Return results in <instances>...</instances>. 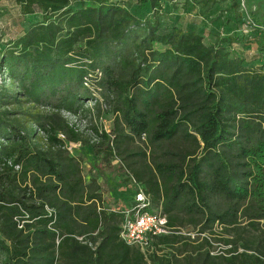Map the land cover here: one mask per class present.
Instances as JSON below:
<instances>
[{"label":"trees","instance_id":"1","mask_svg":"<svg viewBox=\"0 0 264 264\" xmlns=\"http://www.w3.org/2000/svg\"><path fill=\"white\" fill-rule=\"evenodd\" d=\"M239 3L0 0L24 20L5 41L0 23V264H264V20ZM177 5L213 16L206 35L163 19ZM251 43L249 60L235 46ZM101 111L97 144L62 116ZM66 143L116 160L131 207L141 190L165 217L150 253L119 238L102 173Z\"/></svg>","mask_w":264,"mask_h":264},{"label":"rangeland","instance_id":"2","mask_svg":"<svg viewBox=\"0 0 264 264\" xmlns=\"http://www.w3.org/2000/svg\"><path fill=\"white\" fill-rule=\"evenodd\" d=\"M239 2V14L240 12H242L246 17L247 15H250V13H258L262 16V19L264 20V0H239ZM179 3L182 4L183 0H179ZM179 5L173 6V9L171 10V15H169L168 17L165 16L163 17V19H170V21L174 22L176 21V23L181 25L183 29H186L187 26L191 24V26L195 27L196 30H201V33L203 35H206L207 31L203 30V23H205L206 21L209 22L213 16L209 15L210 18L208 19H194L192 17L193 12L185 13V11L181 10ZM226 5L227 3L223 4V7L216 6L214 9H212L215 11V16H217V19L222 20L223 17H227L224 12V7H226ZM8 6L9 4H6L7 9H9V15H4L3 18L0 20L2 26L6 25V27H9V30L2 32V41H5V39H7V36L10 31H14V29H17V27L13 28V25H20L24 21L22 20V18L16 15V12L13 11L14 8ZM228 15L231 17L229 31L233 32L235 29H237V27H239L238 24L240 22V17L234 18L235 22L233 23V15ZM240 28L244 29L245 25L242 24ZM235 49H238V53H241V55L247 57L249 60H251L253 57H256L257 46L254 43L249 44L246 50L239 49V47L237 46H235ZM90 105L92 104H88V106ZM62 116L90 144L99 143L101 139L98 137V135H100L101 133L109 135L112 129V116L110 114L105 113L104 111H101L98 116L92 113H81L79 116L62 114ZM57 137L63 139L60 134H57ZM66 149L68 150L70 155L81 160L86 179L88 178L89 174L94 176L96 174L94 173V171L97 169H99L98 171L102 173L103 176L99 178V182L103 188V195L105 200L104 206L106 208L108 207L113 210H120L122 212L130 210L133 194L137 188L134 187L132 184L129 185L124 180V175L120 170H118V164L116 163V160H111L112 166L107 169V167L102 166L100 163L101 154H92L90 151L83 149L78 144L66 143ZM219 229V227L216 228V231H218L217 235L221 234ZM182 233L185 235H190L191 238L195 236V233L189 229H184ZM220 245L221 244L214 243V247L216 248L215 252H218L221 249L222 246Z\"/></svg>","mask_w":264,"mask_h":264},{"label":"built area","instance_id":"3","mask_svg":"<svg viewBox=\"0 0 264 264\" xmlns=\"http://www.w3.org/2000/svg\"><path fill=\"white\" fill-rule=\"evenodd\" d=\"M246 24H249L248 19ZM261 29L264 32V28ZM133 202L131 209L123 212L119 238L127 245L136 246L143 253H150L153 238L169 234V229L160 212L148 210L149 200L141 190L135 194Z\"/></svg>","mask_w":264,"mask_h":264}]
</instances>
